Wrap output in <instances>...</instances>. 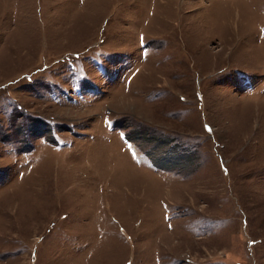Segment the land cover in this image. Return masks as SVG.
<instances>
[{"label": "rangeland", "instance_id": "obj_1", "mask_svg": "<svg viewBox=\"0 0 264 264\" xmlns=\"http://www.w3.org/2000/svg\"><path fill=\"white\" fill-rule=\"evenodd\" d=\"M0 264H264V0H0Z\"/></svg>", "mask_w": 264, "mask_h": 264}]
</instances>
